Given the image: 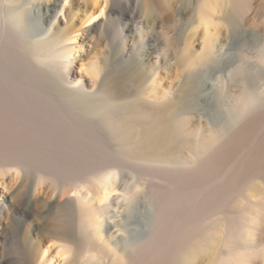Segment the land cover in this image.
I'll list each match as a JSON object with an SVG mask.
<instances>
[{"label": "bare ground", "instance_id": "obj_1", "mask_svg": "<svg viewBox=\"0 0 264 264\" xmlns=\"http://www.w3.org/2000/svg\"><path fill=\"white\" fill-rule=\"evenodd\" d=\"M61 5L0 0V236L21 186L9 187L13 158L95 153L99 131L135 166L172 168L170 198L147 206L123 165L104 162L52 195L48 213L70 219L28 236L30 264H264V161L247 172L264 153V0ZM241 173L245 196L226 208ZM208 201L225 208L207 226L193 212ZM115 206L124 207L118 216ZM171 210L188 219L175 233Z\"/></svg>", "mask_w": 264, "mask_h": 264}, {"label": "rangeland", "instance_id": "obj_2", "mask_svg": "<svg viewBox=\"0 0 264 264\" xmlns=\"http://www.w3.org/2000/svg\"><path fill=\"white\" fill-rule=\"evenodd\" d=\"M69 3L70 0H61V4H62L61 7L64 6L67 7ZM104 7H105L104 2L101 4V6L100 5L97 6L96 8H98V13L102 9L104 11L105 9ZM60 16L63 17V14L60 13ZM101 16L102 15H99V17H95L93 20L95 21ZM93 20L87 22L85 26L92 25V23L94 22ZM125 21H126L125 19H120L118 22L116 21L115 27L117 25H121V23ZM256 23L260 25H264V14L260 16V18L256 21ZM100 34H101L100 31H94L92 33L93 36L92 40L85 43L83 48L80 49V50H85L84 55L82 56L83 58L82 62L83 61L89 62L91 60V56L93 55V52L90 51L92 50L91 47L92 45H96L100 37ZM95 133L96 132L92 133L94 136L91 134L93 138L95 137V141L99 143V145L97 143L96 147H98V149L95 148L96 149L95 153L93 151L92 152L90 151L88 154L86 153V155H84L85 153L84 154L77 153L78 154V155L76 154L78 156L77 158L76 155L73 156L74 157L73 158L72 155H66L68 153H60V152L56 153L57 155L55 153H52L48 156H29L26 157V159L22 157L13 158V160L16 163H18L21 167L24 166V172L22 171L20 166H15L12 169V172L15 174V176L10 175L11 179L9 178V187H13L18 184L21 186L17 193V202L10 213V217H11L10 223L7 225L5 229L4 232L5 234L3 236H0V242L3 243L2 246L4 247L3 248L4 261L0 262V264H30L28 247L26 242L28 236L39 238L41 233L43 232L42 230H44L45 223L51 221L52 219H56L57 216H58L57 219L61 217L60 220H62L64 219L62 217L63 216L65 217L67 215V213L65 215L61 210L58 209H54L52 212L48 213V205L52 195L62 190L63 187H65L64 185H66L67 183L76 182L79 178L87 177L89 174L99 171L103 165L109 163L108 161H114V162L117 161L116 163L123 165V167L125 168L124 169L125 179L131 185V188L134 189L135 192H137V194H135L136 200L145 202L146 205L148 204L147 206H152L153 202L156 200L157 197L162 199L170 198L169 193L172 192V175H173L172 168L163 165L156 166L154 168L135 166L134 165L135 163L131 162L132 159H130L129 157L127 158L126 157L127 155H123L124 153L120 154L122 153V151H117V149L119 148L118 145L119 141L117 140L118 144L115 142L117 139L116 136H113L112 134L105 135L104 133L102 134V132L98 131L97 133L99 134L98 135L96 134L98 137V141H97ZM263 154H262L263 157L262 159L258 160L257 158L259 163H257L256 159L252 157L250 158V163L253 166L250 164V169L247 171L249 174L255 173L254 171L257 170L255 168L259 169L260 166L259 164L264 161ZM111 156H113L112 159H109L111 158ZM233 156L235 157V155H232L228 159V161H231V163L234 158ZM85 160L87 161L85 162ZM229 164H227L226 166H228ZM132 165H134V167ZM15 169L17 170V172ZM22 172L23 175H20ZM45 172L47 175L46 178L41 179L40 176H42ZM245 174L243 173L242 175L238 176L239 177L238 181L234 184V192L230 193L226 197L225 200L226 208H229L231 204H234L238 198L245 196V191L243 189L242 181H244V178L249 177V176L245 177ZM44 188H46V190ZM136 188L137 190H135ZM6 192H7V188H2V192L0 191V196L2 197L3 194ZM149 203H151V205ZM123 208L124 207L115 206L113 208V214L114 215L117 214L118 216L120 214V211L123 210ZM223 208L225 207L223 206L221 207L212 201H208L205 204H201L198 208H196L195 209L196 214H194L195 212H193V215L199 216L200 218H204L208 226L211 223L210 218L213 212L216 214L217 211H220ZM184 214L185 213L182 212L180 214H178L177 212L176 214H174V211L171 210V215L173 216L171 217V223H173L171 225L172 226L171 231H174V233L178 231L176 225H178L179 228L182 225V221L185 222L188 220V219L182 220L184 219L183 217L186 218ZM176 215L179 216L180 219ZM67 216H66L67 218H65L64 220L70 219V215L68 214ZM116 218L118 217H115V219ZM172 220H176L177 222L176 221L172 222ZM20 221L23 223H21ZM178 222H181L180 223L181 225H179ZM35 229L37 230V234L34 233V231H36ZM116 229H117L116 227L113 228L112 232H115ZM48 245H49V249L47 254L53 255L54 256L53 261L57 263L59 258H61L60 257L61 253L60 252L57 253L58 252L57 244L49 243Z\"/></svg>", "mask_w": 264, "mask_h": 264}]
</instances>
